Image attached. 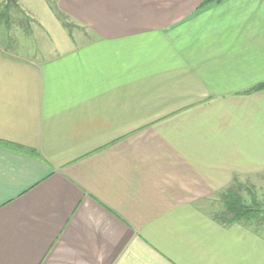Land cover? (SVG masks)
I'll list each match as a JSON object with an SVG mask.
<instances>
[{
  "label": "crops",
  "instance_id": "1",
  "mask_svg": "<svg viewBox=\"0 0 264 264\" xmlns=\"http://www.w3.org/2000/svg\"><path fill=\"white\" fill-rule=\"evenodd\" d=\"M54 2L61 51L0 24V264H264L211 201L264 173V0Z\"/></svg>",
  "mask_w": 264,
  "mask_h": 264
},
{
  "label": "rangeland",
  "instance_id": "2",
  "mask_svg": "<svg viewBox=\"0 0 264 264\" xmlns=\"http://www.w3.org/2000/svg\"><path fill=\"white\" fill-rule=\"evenodd\" d=\"M15 1L17 5L0 0V14L2 15L0 24L7 33L4 41L7 50L61 51L76 42L77 32L80 29L67 18L64 19V22L69 27L62 26L51 7L53 1ZM233 185L248 189L261 204H264V173L254 178H238ZM243 192L245 193V190H242ZM220 193L221 191L211 200L213 214L222 209Z\"/></svg>",
  "mask_w": 264,
  "mask_h": 264
},
{
  "label": "trees",
  "instance_id": "3",
  "mask_svg": "<svg viewBox=\"0 0 264 264\" xmlns=\"http://www.w3.org/2000/svg\"><path fill=\"white\" fill-rule=\"evenodd\" d=\"M51 4L55 16L61 21L63 26L69 27L64 19L66 18L55 6V0ZM221 0H203V5L220 2ZM11 3V2H9ZM16 5L15 2H12ZM0 18L2 15L0 14ZM264 88V82L252 87L250 90H258ZM238 177H234L231 185L223 189L220 193V202L222 204V209L216 211L213 214L215 221L221 224H230L233 222L241 223L255 232L264 230V204L258 200L257 197L252 195V193L239 185H233ZM245 190V193H242Z\"/></svg>",
  "mask_w": 264,
  "mask_h": 264
},
{
  "label": "water",
  "instance_id": "4",
  "mask_svg": "<svg viewBox=\"0 0 264 264\" xmlns=\"http://www.w3.org/2000/svg\"><path fill=\"white\" fill-rule=\"evenodd\" d=\"M7 2H15V0H6Z\"/></svg>",
  "mask_w": 264,
  "mask_h": 264
}]
</instances>
